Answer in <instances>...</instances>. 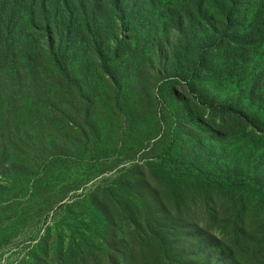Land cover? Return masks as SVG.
Masks as SVG:
<instances>
[{
    "label": "rangeland",
    "instance_id": "374dc122",
    "mask_svg": "<svg viewBox=\"0 0 264 264\" xmlns=\"http://www.w3.org/2000/svg\"><path fill=\"white\" fill-rule=\"evenodd\" d=\"M63 1L0 57V264H209L196 227L264 264V0L227 35L220 0H100L71 34Z\"/></svg>",
    "mask_w": 264,
    "mask_h": 264
},
{
    "label": "trees",
    "instance_id": "16d2710c",
    "mask_svg": "<svg viewBox=\"0 0 264 264\" xmlns=\"http://www.w3.org/2000/svg\"><path fill=\"white\" fill-rule=\"evenodd\" d=\"M26 1L28 0H0L1 13L2 14L7 13V17L5 20H3V17L0 14V57L2 56V58L6 61L8 60V57L10 55L9 56H7L8 54L3 55L2 50L10 49V45H11L10 43L12 42L11 36L15 30V27L17 25V20H19L18 17L21 13V10L17 11L16 8L26 3ZM29 1H30L29 3L28 2L26 3V6L27 5H30L32 7L36 6L40 10L47 9L48 1H49V5H51V8H53L55 12H57V10L61 8V6L59 5L60 0H29ZM205 1L206 0H188L190 4V9H189V14L187 15V18L188 16H191L193 14H201L202 12H204ZM73 2H74L75 7L67 3L66 0L63 1V8H66L67 12H69V15H70L69 18H67L65 22L66 23V33L68 34L72 33V28H73L72 26L75 20H73L71 16L74 12H77L76 14L75 13L74 14L77 15L80 19L90 14L91 16H94V18H97V15L100 13V9H101L100 3H102L100 0H94V1L93 0H73ZM123 2H124L123 0H107V4L109 5L111 12L113 13V16L117 17L118 19L123 17V14L125 13ZM237 3H238V0H220V5L217 9H218V13L220 17L224 16L225 21H226L225 28H224L225 35H227L226 31H229L233 28V26L231 25V21L234 18L235 13L238 11ZM52 19L56 20L55 17H53ZM190 20H191V17H190ZM41 21L44 24L43 32L48 34V38H50V42L54 44L55 37L57 39V35L58 36L61 35V33L57 30L59 25H57V22L55 21H52L53 22L52 24H50L48 20L41 19ZM54 24L56 25L55 29L51 27ZM89 35L91 34L89 33ZM100 39L102 43L103 37H100ZM100 48L101 47H99L97 50L98 55H101ZM215 109L225 114L233 113V111L227 107H218ZM237 116L241 117V115H238V114ZM244 121L247 122L250 126H252V128L256 129V126L251 121H248L245 118H244ZM196 229H199L200 231L204 232L205 237L209 240H212V242L214 243L213 249L210 251L213 255L212 256L213 260H211L209 264H238V261L235 258L236 253H235V248L233 244H229V241L226 244L223 243V240H219L214 235L209 234V232L206 229H202L199 227H196ZM240 230L244 232V228L241 227ZM221 248H225L228 251L227 256H225L226 259L225 257L221 258L218 255Z\"/></svg>",
    "mask_w": 264,
    "mask_h": 264
}]
</instances>
